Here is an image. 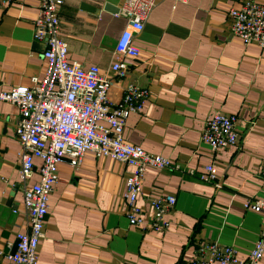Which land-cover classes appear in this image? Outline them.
Listing matches in <instances>:
<instances>
[{"label":"crops","instance_id":"0c3cea01","mask_svg":"<svg viewBox=\"0 0 264 264\" xmlns=\"http://www.w3.org/2000/svg\"><path fill=\"white\" fill-rule=\"evenodd\" d=\"M123 1L63 0L61 35L71 61L98 65L109 75L112 101L122 100L131 81L148 89L141 110L127 117L124 139L181 165L148 167L138 199L150 220L149 197L176 196L166 216L170 225L147 231L130 224L124 190L132 166L93 150L85 152L78 167L64 157L49 199L38 264H193L202 240L233 246L246 258L263 222L248 203L264 196V47L233 34L228 14L246 0H157L136 37L140 53L125 57L127 70L120 76L111 64L127 23L117 14ZM38 14L39 0H8L0 6V90L44 77L46 45L34 35ZM215 111L238 115L240 141L219 152L217 180L206 182L200 174L211 149L202 130ZM17 117L16 105L0 100L3 254L11 252L16 232L28 229ZM41 162L35 158L29 184L39 179ZM0 264L14 263L0 255Z\"/></svg>","mask_w":264,"mask_h":264},{"label":"built area","instance_id":"2783aa9c","mask_svg":"<svg viewBox=\"0 0 264 264\" xmlns=\"http://www.w3.org/2000/svg\"><path fill=\"white\" fill-rule=\"evenodd\" d=\"M8 0H0V6ZM186 1V0H175ZM157 0H124L117 14L127 23L116 42V56L111 69L120 76L127 70L126 56H138L137 35ZM63 0H39V14L34 20L36 39L45 42L47 69L43 78L32 77L30 85H16L0 90V100L14 103L18 110L15 135L20 144L19 176L24 194L28 229L15 234L13 253L4 255L14 264H38V250L45 237V221L50 195L59 180L58 163L64 157L78 167L86 151L114 157L130 166L124 197L131 225L147 231H164L170 222L167 215L176 205L173 195L149 197L150 220L138 203L148 167L180 169L169 157L153 153L141 145L124 139L127 117L143 107L148 89L134 81L126 84L119 102L109 97L112 79L98 65L84 66L68 57L69 46L61 35L60 6ZM231 31L245 43L264 47V3L246 0L240 7L229 9ZM202 140L211 149V157L200 179L216 182L215 167L219 152L240 141L238 115L215 111L206 118ZM41 159L39 179L29 184L34 173L35 158ZM264 175V162L260 167ZM248 207L261 214L263 222L259 238L246 258L230 245L212 240L198 242L193 264H261L264 256V196L250 200ZM11 244H8L10 246Z\"/></svg>","mask_w":264,"mask_h":264},{"label":"water","instance_id":"95a60500","mask_svg":"<svg viewBox=\"0 0 264 264\" xmlns=\"http://www.w3.org/2000/svg\"><path fill=\"white\" fill-rule=\"evenodd\" d=\"M106 8H113V7H112V5L107 4V5H106ZM118 8H119V7H118ZM118 10H119V9H118ZM16 243H17V241L15 240V242H14V244H13V248H12V250H11V253L14 252V250H15V248H16Z\"/></svg>","mask_w":264,"mask_h":264}]
</instances>
